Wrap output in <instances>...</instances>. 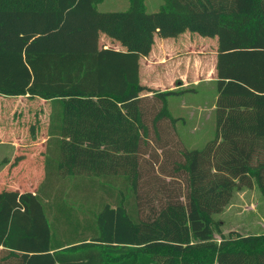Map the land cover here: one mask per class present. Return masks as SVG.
Returning <instances> with one entry per match:
<instances>
[{
    "label": "trees",
    "instance_id": "trees-1",
    "mask_svg": "<svg viewBox=\"0 0 264 264\" xmlns=\"http://www.w3.org/2000/svg\"><path fill=\"white\" fill-rule=\"evenodd\" d=\"M102 1L0 0V95L50 109L42 182L0 191V264H264V233L214 235L235 190L264 196V0ZM185 31L217 37L216 132L199 149L168 108L186 89L140 77L155 36Z\"/></svg>",
    "mask_w": 264,
    "mask_h": 264
},
{
    "label": "crops",
    "instance_id": "crops-1",
    "mask_svg": "<svg viewBox=\"0 0 264 264\" xmlns=\"http://www.w3.org/2000/svg\"><path fill=\"white\" fill-rule=\"evenodd\" d=\"M210 38L212 37L202 36L196 32L190 31H185L184 33L176 37H160L156 35L155 43L152 47L151 52L149 53V55L142 57L140 77H142L144 73L147 75H151L154 78L150 82L142 80L143 83L161 90L186 89L178 95L169 96V110L171 107L170 98L176 96L180 98L178 102L179 110H190L189 113L192 117L197 116L198 110L200 111V113L198 114V116H200V119L202 116H205V118L208 117L207 114H204L205 109H207L205 112L209 114L212 110L215 112L217 101V37H213L212 39ZM209 40H214L215 42V47L210 50H208L204 44L205 41L209 42ZM100 46L104 48L112 47L115 49L126 50L119 41L112 39L105 33H101ZM199 87L203 89L201 95L210 103V106L208 108H205L202 104H197L192 99L187 98V91L198 93ZM44 105H47L46 101H44ZM173 115L180 118L177 122V127L179 123H181V121L187 122L183 115ZM40 118H42L40 122L42 125L41 129L36 133V136L32 138V141H30L29 149H26L24 145L20 144L22 141L21 138H16L19 143H13L14 147L12 156H19L22 154L30 157L31 162L29 164H25L28 161L23 159L18 164L12 165L13 161L10 162V159L7 158L3 160L4 163H6L4 166L2 165L3 163H1L0 166V191L16 190L19 192H34L39 183L42 182L44 178L43 152L45 142L47 140V131L45 133H41V131L45 126L42 122L48 120V115H40ZM197 120H199V118ZM45 124L48 123L46 122ZM0 138V142H8L4 139V134H0ZM40 164H42V166ZM33 177H35L34 181ZM32 183H35V186H32L30 189L24 188L31 186ZM1 249L2 247H0V257L7 254V251H1Z\"/></svg>",
    "mask_w": 264,
    "mask_h": 264
},
{
    "label": "rangeland",
    "instance_id": "rangeland-1",
    "mask_svg": "<svg viewBox=\"0 0 264 264\" xmlns=\"http://www.w3.org/2000/svg\"><path fill=\"white\" fill-rule=\"evenodd\" d=\"M129 3L130 0H103L99 2L96 7L99 11L103 12L109 10L125 11L128 9ZM164 3V0H144V6L149 13L158 12L159 9L164 6ZM204 44L208 50L215 47L214 40H209V42L205 41ZM141 78V80H146L147 82L154 79L153 76L144 73ZM202 91L203 89L200 87L198 93L187 91V98L208 108L210 103L201 95ZM179 99L180 98L176 96L170 98V112L172 114L183 115L187 121H181V123H179L177 127L179 136L187 149L203 148L206 143L215 136V112L212 110L209 114L205 112L207 110L205 109L204 114H207L208 117L205 118V116H202L200 119V116H198L200 111L198 110L197 116H195L196 118L192 117L189 113L190 110H179ZM44 101L43 99L29 98L27 96L14 97L0 95V134H4V139L8 141L0 142V166L1 163H3V166L5 165L6 162L4 163L3 160L7 158L10 159V162L13 161L12 165L18 164L23 159L28 161L25 164L31 162L30 157L22 154L19 156H12L13 143H19L16 138H21L22 141L20 144L24 145L26 149L30 148V141L34 138L30 130L31 126L35 124L37 133L42 126L40 123L42 119L40 115L43 116L46 114L49 116L50 109L48 104L44 105ZM197 117L199 120H197ZM46 122L48 123V120L42 122L45 126L41 133L47 131ZM40 165L42 166V164ZM34 180L35 177H33V181ZM32 186H35V183L24 188L30 189ZM214 219L220 222L219 226H214V235L218 240H220L222 233L228 235L231 231L242 234L264 233V196L262 192L257 185L251 188L243 187L242 189L235 190L229 204L220 213L215 214Z\"/></svg>",
    "mask_w": 264,
    "mask_h": 264
}]
</instances>
